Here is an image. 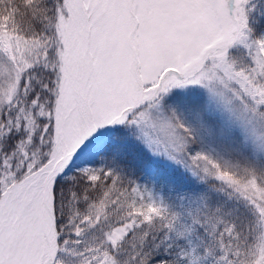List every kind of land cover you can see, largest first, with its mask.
<instances>
[{
    "label": "snow or ice",
    "instance_id": "obj_1",
    "mask_svg": "<svg viewBox=\"0 0 264 264\" xmlns=\"http://www.w3.org/2000/svg\"><path fill=\"white\" fill-rule=\"evenodd\" d=\"M0 264H264V0H0Z\"/></svg>",
    "mask_w": 264,
    "mask_h": 264
},
{
    "label": "rangeland",
    "instance_id": "obj_2",
    "mask_svg": "<svg viewBox=\"0 0 264 264\" xmlns=\"http://www.w3.org/2000/svg\"><path fill=\"white\" fill-rule=\"evenodd\" d=\"M109 135H119L120 137H125L126 134L123 130H119L117 133L109 132ZM122 147L125 150L126 155L129 157L130 162L137 165L138 172L143 171L147 175H158L161 179H177L180 182L187 183V181L183 180L180 176L179 170H173L172 166L166 164L162 161L151 160L143 150L134 143L131 139H123ZM99 158H97L98 162ZM81 164V159H77L74 163V166L69 167L67 172L71 170H75L77 166Z\"/></svg>",
    "mask_w": 264,
    "mask_h": 264
},
{
    "label": "bare ground",
    "instance_id": "obj_3",
    "mask_svg": "<svg viewBox=\"0 0 264 264\" xmlns=\"http://www.w3.org/2000/svg\"><path fill=\"white\" fill-rule=\"evenodd\" d=\"M76 160H77V159H76ZM76 160H75L72 164H70L69 167L74 166V163L76 162Z\"/></svg>",
    "mask_w": 264,
    "mask_h": 264
},
{
    "label": "trees",
    "instance_id": "obj_4",
    "mask_svg": "<svg viewBox=\"0 0 264 264\" xmlns=\"http://www.w3.org/2000/svg\"><path fill=\"white\" fill-rule=\"evenodd\" d=\"M74 170H71V171H69L68 173H71V172H73Z\"/></svg>",
    "mask_w": 264,
    "mask_h": 264
}]
</instances>
